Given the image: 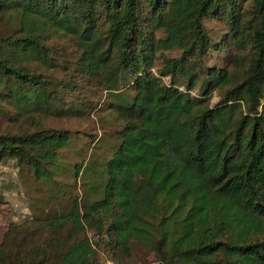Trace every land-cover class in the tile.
Instances as JSON below:
<instances>
[{"label":"trees","instance_id":"trees-1","mask_svg":"<svg viewBox=\"0 0 264 264\" xmlns=\"http://www.w3.org/2000/svg\"><path fill=\"white\" fill-rule=\"evenodd\" d=\"M0 15L17 27L0 36V118L120 121L110 156L93 159L94 137L67 170L70 131L0 133V162L50 184L72 171L83 188L69 210L11 223L0 264H119L136 250L153 257L142 264H264V0H0ZM55 35L75 60L55 57ZM58 68L103 98L65 99L76 85Z\"/></svg>","mask_w":264,"mask_h":264},{"label":"rangeland","instance_id":"rangeland-1","mask_svg":"<svg viewBox=\"0 0 264 264\" xmlns=\"http://www.w3.org/2000/svg\"><path fill=\"white\" fill-rule=\"evenodd\" d=\"M7 15H0V36L14 34L16 23ZM212 30H221L222 26L217 23H208ZM49 44L56 50L55 57L63 61L76 59L73 43L68 40L54 36ZM168 57H174L177 51L165 52ZM62 56V57H61ZM69 56V57H68ZM215 57V55H212ZM72 65V64H71ZM161 66V63H156ZM156 67H154L153 71ZM53 76L64 81L75 83V90L68 91L65 99H91L95 103L103 98L101 94L95 93L93 82L78 78L70 70L56 69L52 71ZM220 99L216 92H213L212 103ZM37 123L43 127L62 129L71 132V142L65 148L63 157L65 170L70 169L73 163L87 160L88 152L91 150V140L99 137L100 144L94 152L93 159L100 160L101 157L111 155L112 147L115 145L116 130L120 128V121L115 114L106 111L97 114L91 113L78 117H57L47 113H35L32 116H13L12 118H0V133L21 131H32ZM90 135V136H88ZM92 135V136H91ZM92 137V138H91ZM63 170L56 177V184L37 181L30 172L19 170L15 161L5 160L0 162V241L4 232L11 223H20L25 219L44 217L48 214L54 215L69 210L71 198L74 195L83 194L81 179H75L72 171ZM62 191L63 194H62ZM106 256V255H105ZM105 256H102L104 260ZM104 264H118L109 257L105 258ZM153 260L151 255H142L138 250L133 253L129 260H121L119 264H142Z\"/></svg>","mask_w":264,"mask_h":264},{"label":"built area","instance_id":"built-area-1","mask_svg":"<svg viewBox=\"0 0 264 264\" xmlns=\"http://www.w3.org/2000/svg\"><path fill=\"white\" fill-rule=\"evenodd\" d=\"M107 264H110V263H107Z\"/></svg>","mask_w":264,"mask_h":264}]
</instances>
